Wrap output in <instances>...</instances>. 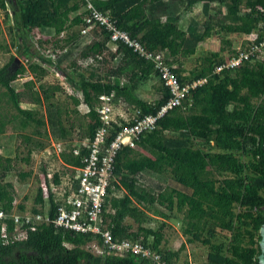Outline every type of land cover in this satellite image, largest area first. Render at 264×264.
Instances as JSON below:
<instances>
[{
	"label": "trees",
	"instance_id": "16d2710c",
	"mask_svg": "<svg viewBox=\"0 0 264 264\" xmlns=\"http://www.w3.org/2000/svg\"><path fill=\"white\" fill-rule=\"evenodd\" d=\"M178 3L184 12L201 3L206 15L219 6L226 8V13L220 15L216 23L210 20L200 24L191 19L183 29L179 24L182 14L175 12V4ZM214 3L217 5L213 6ZM89 4L97 12L108 14L117 29L129 34L131 40L137 41L147 53L171 54L176 60H166V64L182 86L207 79L205 84L191 90L192 106L189 109L167 111L156 121L154 129L142 133L135 140V146L147 151L151 158L132 156L130 148L118 155L116 180L112 182L105 207L109 211L106 217L110 220L113 238L139 239L159 251L170 264H175L180 250L161 246L164 223L159 229L146 225L152 220L151 210L165 219L169 218L170 215L156 207L161 206L169 213L177 211L182 214V229L188 242L198 241L209 246L207 264H259L260 229L264 224V212L261 210L264 207V60L248 61L216 73L215 68L237 52L228 57L221 55L220 51L212 52L192 71V76L185 79L178 58L195 55L197 46L212 37L217 28L218 32L227 34L258 32L256 42L263 41L264 0H171V3L168 0H0V14L5 12L7 19L13 18L17 23L16 35L25 49L24 52L18 50V56L22 57L28 50L24 45L25 39L35 31L52 32L55 48L61 52L73 47L81 36L80 29L86 25L84 18L90 14L86 11ZM92 35L96 42L84 47L79 54L82 65L87 69H91L90 65L94 63L104 65V54L109 51L111 41V34L99 25L94 27ZM226 45L231 43L227 41ZM116 53L120 56L117 64L104 76L94 68L87 76H82L75 62L69 66L74 73L72 76L66 68L62 70L65 79L71 83L76 80L75 85L81 94V102L72 98L75 108L81 103L88 108L86 117L92 122L87 125L85 142L91 141L100 127L95 112L98 97L113 95L115 103H123L133 112L137 110L138 117H143L155 115L171 96L152 61L124 44L117 45ZM35 57L40 64H29L27 71L37 80H42L47 73L43 65L51 66L52 58ZM67 57L68 54L56 59L55 63L61 65ZM12 63H15V58L9 64ZM9 64L0 67V89L3 90L0 100L5 99L16 119H21L23 124L41 128L43 124L36 118V112L21 109L23 95L15 92L12 85L25 71L16 68L10 72ZM152 77H158L160 84L156 90L157 98L147 102L136 91ZM25 85L28 87L32 83ZM39 90L40 94L32 96L35 105L49 101L60 88L40 86ZM256 100L260 102L256 103ZM15 117H1L0 135H4ZM120 123L113 125L114 132L127 126ZM56 124L60 135L57 138L65 139L58 115ZM32 136L39 137V131H34ZM114 136L110 134L108 142ZM23 144L27 157L22 161L27 165L31 163L35 148H45L41 142H33L30 138L23 139ZM210 144L217 149L240 147L249 160L242 161L231 151L212 152ZM76 149L77 145L71 146L70 151L62 155L63 163L74 169L82 167L86 155V151H81L79 156H75ZM13 163L15 161L11 158L0 156V211L5 213L15 209L17 197L14 186L7 182L14 170ZM150 175L169 176L171 182L153 186ZM20 177L25 180L32 175L21 174ZM40 185L32 213L43 215L49 206L50 223L29 231L24 240L1 243L0 264H153L150 259L134 253L125 257L95 256L86 247L92 241L90 235L55 229L52 222L57 215L56 199L50 192L46 200ZM120 192L123 193L121 197L118 196ZM18 209L26 211L24 205H19ZM6 223L9 233L13 232V223ZM216 229L230 232L228 242L214 241Z\"/></svg>",
	"mask_w": 264,
	"mask_h": 264
},
{
	"label": "rangeland",
	"instance_id": "374dc122",
	"mask_svg": "<svg viewBox=\"0 0 264 264\" xmlns=\"http://www.w3.org/2000/svg\"><path fill=\"white\" fill-rule=\"evenodd\" d=\"M171 3V0H168ZM175 12L182 14L180 19V27L186 28L192 17L197 18L200 24L216 23V20L220 15L226 13V8H213L209 15L203 13L202 4H197L192 10L184 12L183 6L181 4H175ZM217 4L214 3L213 6ZM11 5L9 9L11 10ZM244 10V4L242 5ZM1 32H0V67L9 64L12 58H15V63L9 64L8 71L13 72L16 68L24 69L22 76H18L17 80L13 82V87L15 92L20 93L23 97L20 99V107L24 110H31L36 112L37 119L43 124L41 128H37L33 124H23L21 119H16L15 112L11 109L5 99L0 100V119H4V116L11 117L14 116L15 120L13 123L7 126L4 135H0V156L3 158H11L15 161L14 170L12 171L7 182L11 183L16 190V201L17 206L24 205L27 212L32 213L35 206L34 199L36 196L37 188L39 183L43 182V173H51L54 176L55 184L59 185L62 190H66L71 180L72 173L67 170L68 168L64 166L62 161L63 153H68L71 146H80L85 142L86 128L92 121L86 117L87 109L83 105H79L76 109L73 104L72 98H76L81 102V94L78 91L77 85H75L76 80L73 79L71 83L69 80L66 81L62 76L65 68L67 72L72 76L74 74L69 66L72 63H76L79 66V73L82 76H87L92 68L96 69L98 73L104 76V73L113 68L117 64V59L120 57L117 55V46L110 42L108 44L109 51L104 54V65L92 64L91 69L85 68L80 61L79 54L80 51L86 47L91 46L95 43V38H90L82 34L83 28H81L80 37L78 42L73 46L69 47L67 52H61V50L55 48V40L53 39V33L48 31H35L34 33H29L25 39V47H28L27 54L18 56V50L25 51L23 43L17 37V23L11 18L7 19L5 12L0 14ZM219 28L214 30L213 36L205 39L200 45L195 55L189 58H178L179 62L182 63V68L184 69V78L189 79L192 76V71L200 66L203 59L209 56L212 52L220 51L221 55L228 57L234 51H239L251 39L245 38V36L237 34H227L224 32H218ZM61 36L60 38H63ZM255 37V36H254ZM253 37V39H254ZM60 40V39H59ZM227 41H231V45H226ZM49 42L48 44H46ZM246 47V46H245ZM71 48V49H70ZM70 49V50H69ZM63 50V51H64ZM61 53V54H60ZM25 54V53H24ZM66 54L69 55L63 64H56V59L64 58ZM42 56L47 58L51 56L52 65H43L46 68L47 73L42 80H37L32 74L27 71L29 64H40L35 56ZM114 55V57H112ZM261 59H264V54L261 55ZM171 54L166 53V60H174ZM176 60V59H175ZM102 66L104 67L102 69ZM160 79L158 77H152L149 81L143 83L136 91V94L143 100L147 102H153L156 98V90L159 87ZM31 82L32 85L26 87L25 84ZM44 88H60L49 101H42L41 105H35L33 102V94H40L39 87ZM3 90L0 89V92ZM114 118L117 122H125L132 118L134 115L133 109L123 103H115L113 108ZM76 110V113L73 111ZM57 115L59 116V121L61 122V127L65 131V139L57 138L60 136L59 128L56 124ZM15 129V132H14ZM39 131L40 136L34 137V131ZM30 138L33 142H41L45 148L43 150L34 149L35 153L31 158V163L27 165L22 160L27 156V150L23 144V139ZM39 140V141H38ZM213 144V143H212ZM210 144V151L224 153L226 151H231L241 158L242 161H248L249 157L243 155L242 149L240 147H234L230 149L225 148H215ZM209 151V148H206ZM131 155L147 159L151 158V155L139 147H134L131 151ZM19 160L16 162V159ZM31 174V178L23 180L21 174ZM152 176L151 185L156 183H163L168 185L170 181L169 176ZM39 181H38V179ZM61 190V191H62ZM123 195L122 192L118 194L119 197ZM14 204V205H15ZM161 212L167 213L168 219L161 217L159 214L152 213L149 215L152 217L149 227L154 229H159L164 223V239L161 246L163 248L171 250H180L179 257L176 258L175 264H207V256L209 252V246L202 244L198 241L188 242L187 236L183 233V216L181 213L174 211L169 213L165 208L161 206H156ZM155 209V208H154ZM49 210V206H46L45 212ZM264 212V207L261 209ZM216 236L214 241L216 242H228L230 238V232L222 231L216 229ZM93 251V250H91ZM94 252V251H93Z\"/></svg>",
	"mask_w": 264,
	"mask_h": 264
},
{
	"label": "built area",
	"instance_id": "2783aa9c",
	"mask_svg": "<svg viewBox=\"0 0 264 264\" xmlns=\"http://www.w3.org/2000/svg\"><path fill=\"white\" fill-rule=\"evenodd\" d=\"M86 11L90 14L84 18L86 25L83 27L82 34L94 38L92 31L99 25L111 34L110 42L116 46L124 44L152 61L155 69L160 73L162 84L169 89L171 96L155 115L138 117L139 112L134 111L132 118L123 122L127 126L122 127L117 133L114 132L113 125H121V123L114 118V96L102 95L97 98L95 112L100 127L91 141L81 144L74 150L75 156H79L81 151H86V155L83 157L81 168L67 167L73 173V186L69 194L57 195L55 198L57 215L52 223L55 229L90 235L92 241L86 247L90 251L93 250L94 252H91L95 256L125 257L134 253L150 259L153 264H170L159 251L139 239L115 240L113 238L109 227L110 220L106 217L109 213L105 210L106 199L109 197L112 182L116 180L115 166L120 152L127 148L133 149L138 136L154 129L156 121L167 111L173 108H180L182 111L189 109L192 106L191 90L205 84L207 79L195 80L182 86L177 75L166 64V53H147L137 41L131 40L129 34L118 30L108 14L97 12L91 4L87 6ZM258 37L259 34L256 32V37L248 46L217 66L215 72L220 73L224 69L236 68L248 61L264 60L260 58L264 54V40L257 43ZM62 52L66 53L67 50ZM130 122H132L131 125ZM112 133L115 136L108 142V136ZM53 183L54 176L50 173L44 174L40 188L46 200L49 199L50 187ZM14 206L15 209L11 213L0 211V244L24 240L29 231H35L39 226L50 223L49 210L43 215L33 214L27 210L20 211L16 204ZM8 221L13 223L14 230L11 233L7 229Z\"/></svg>",
	"mask_w": 264,
	"mask_h": 264
},
{
	"label": "crops",
	"instance_id": "0c3cea01",
	"mask_svg": "<svg viewBox=\"0 0 264 264\" xmlns=\"http://www.w3.org/2000/svg\"><path fill=\"white\" fill-rule=\"evenodd\" d=\"M192 19H196L197 21H199L197 18H193L192 17ZM188 26V25H187ZM187 28V27H186ZM186 28H183V29H186ZM237 35H242V36H245V38H248V39H253V37L255 36L256 37V32H254V33H252V34H250V35H245V34H237ZM230 43H231V41H229ZM251 42V41H250ZM250 42H247V43H245L246 45L245 46H248L249 45V43ZM245 46L243 47V48H245ZM243 48H241V49H243ZM235 52H237V51H234L233 53H235ZM63 76V75H62ZM66 81H68L67 79H65ZM81 105H83L82 103H81ZM86 109H87V112H88V108L85 106V105H83ZM77 108V107H76ZM75 108V109H76ZM28 111H31V110H28ZM14 132H15V129H14ZM83 143H85V142H83ZM82 143V144H83ZM64 166H66V167H70V166H67V165H65V164H63ZM67 170H69V169H67ZM71 173H72V171L71 170H69ZM45 174H49V173H45ZM51 174V173H50ZM72 177H73V173H72ZM72 177H71V180L69 181V185H68V188L66 189V190H62L61 189V187H59V185H57V184H55V182L53 183V186H51L50 187V189H51V193L54 195V197L55 198H57V195H62V194H64V195H66V194H69L70 193V190H71V187L73 186V183H72ZM163 184V183H162ZM164 185V184H163ZM62 190V191H61Z\"/></svg>",
	"mask_w": 264,
	"mask_h": 264
},
{
	"label": "water",
	"instance_id": "95a60500",
	"mask_svg": "<svg viewBox=\"0 0 264 264\" xmlns=\"http://www.w3.org/2000/svg\"><path fill=\"white\" fill-rule=\"evenodd\" d=\"M260 235H261V239L259 241V246H260V254L258 256V261L259 264H264V224L260 229Z\"/></svg>",
	"mask_w": 264,
	"mask_h": 264
},
{
	"label": "flooded vegetation",
	"instance_id": "af4514ba",
	"mask_svg": "<svg viewBox=\"0 0 264 264\" xmlns=\"http://www.w3.org/2000/svg\"><path fill=\"white\" fill-rule=\"evenodd\" d=\"M255 102L258 103V102H260V101L256 100Z\"/></svg>",
	"mask_w": 264,
	"mask_h": 264
}]
</instances>
